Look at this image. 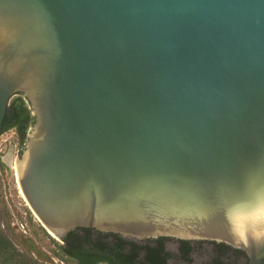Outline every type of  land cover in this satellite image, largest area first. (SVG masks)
<instances>
[{
  "label": "water",
  "instance_id": "1",
  "mask_svg": "<svg viewBox=\"0 0 264 264\" xmlns=\"http://www.w3.org/2000/svg\"><path fill=\"white\" fill-rule=\"evenodd\" d=\"M17 94L35 117L17 180L52 237L264 264V0H0V137Z\"/></svg>",
  "mask_w": 264,
  "mask_h": 264
},
{
  "label": "trees",
  "instance_id": "2",
  "mask_svg": "<svg viewBox=\"0 0 264 264\" xmlns=\"http://www.w3.org/2000/svg\"><path fill=\"white\" fill-rule=\"evenodd\" d=\"M35 117L29 103L21 95L10 102L2 125V134L15 130L22 147L28 140L29 129ZM0 166L2 163L0 161ZM40 230L53 242L54 238L41 226ZM170 238L132 241L118 234L103 233L88 228H78L70 232L59 244L60 255L77 264H169L171 253L166 250ZM181 242V259L192 263L193 242ZM213 246V256L209 264H248V255L224 243L200 241ZM57 243V242H56ZM0 264H41L36 259L17 253L12 242L0 230Z\"/></svg>",
  "mask_w": 264,
  "mask_h": 264
},
{
  "label": "rangeland",
  "instance_id": "3",
  "mask_svg": "<svg viewBox=\"0 0 264 264\" xmlns=\"http://www.w3.org/2000/svg\"><path fill=\"white\" fill-rule=\"evenodd\" d=\"M21 95L22 94H17L13 96L12 99ZM22 96L24 97V95ZM23 150L24 147L20 144L15 130L6 132L0 137V161L2 163V166H0V230L3 235L12 242L17 253L24 254L27 258L35 259V255L32 256L22 243V234L31 237L36 242L39 249L47 254L48 252H54L59 256L57 252H59V244L61 245L62 243L55 237L53 238L57 243L53 242L52 239L50 240V238L40 230L42 226L41 222L31 211L20 189L16 174V159L20 158ZM26 224L28 225V229L26 228ZM23 231H27V233ZM167 250L173 256L170 260V264H209L213 256V248L207 244L194 250L192 254V263L178 260L176 242L169 241ZM57 256H54L56 261L59 259ZM40 263L45 264L43 262ZM240 264H244V261L242 260Z\"/></svg>",
  "mask_w": 264,
  "mask_h": 264
},
{
  "label": "flooded vegetation",
  "instance_id": "4",
  "mask_svg": "<svg viewBox=\"0 0 264 264\" xmlns=\"http://www.w3.org/2000/svg\"><path fill=\"white\" fill-rule=\"evenodd\" d=\"M16 227L18 226V225H15ZM19 227V226H18ZM25 233V232H24ZM22 236H24V234H22ZM51 240V239H50ZM156 240V239H155ZM169 241H173V242H176V244H177V250H178V254H177V258H178V260L179 261H184V260H182L181 259V255H182V252H181V242L180 241H178V240H175V239H171L170 238V240ZM169 241H167V243H166V250H167V245H168V242ZM62 244H63V242L62 241H60ZM193 242V250H195V249H199L200 248V246H202V245H206L207 243H205V242H203V244L201 245V244H199V242L200 241H192ZM22 243H23V241H22ZM24 244V243H23ZM207 245H209V244H207ZM26 246V245H25ZM211 246V245H210ZM212 248H213V246H211ZM27 248V247H26ZM28 249V248H27ZM29 250V249H28ZM168 251V250H167ZM29 252L32 254V256H34V254L29 250ZM194 252V251H193ZM58 253V255L59 256H57V254L56 253H54V252H48V254L50 255V257L51 258H53L54 260H55V258H54V256H57L59 259H58V261H56L58 264H77V262H75V261H72V260H70V259H68V258H66V257H63L62 255H60V253L59 252H57ZM172 254H171V258L169 259V264H170V260L172 259ZM34 258L39 262V260L34 256ZM61 258V259H60ZM41 262V261H40ZM45 264H47V263H45Z\"/></svg>",
  "mask_w": 264,
  "mask_h": 264
},
{
  "label": "clouds",
  "instance_id": "5",
  "mask_svg": "<svg viewBox=\"0 0 264 264\" xmlns=\"http://www.w3.org/2000/svg\"><path fill=\"white\" fill-rule=\"evenodd\" d=\"M247 237L244 238V242L247 243ZM252 239L256 240L257 242H261V241H264V233H260V234H257V235H254L252 237Z\"/></svg>",
  "mask_w": 264,
  "mask_h": 264
},
{
  "label": "built area",
  "instance_id": "6",
  "mask_svg": "<svg viewBox=\"0 0 264 264\" xmlns=\"http://www.w3.org/2000/svg\"><path fill=\"white\" fill-rule=\"evenodd\" d=\"M26 228L28 229V225L27 224H26ZM23 232L27 233V231H23Z\"/></svg>",
  "mask_w": 264,
  "mask_h": 264
},
{
  "label": "bare ground",
  "instance_id": "7",
  "mask_svg": "<svg viewBox=\"0 0 264 264\" xmlns=\"http://www.w3.org/2000/svg\"><path fill=\"white\" fill-rule=\"evenodd\" d=\"M21 189V188H20ZM23 193V192H22ZM24 195V194H23ZM25 197V196H24ZM26 199V198H25ZM38 218V217H37ZM54 237V236H53Z\"/></svg>",
  "mask_w": 264,
  "mask_h": 264
}]
</instances>
